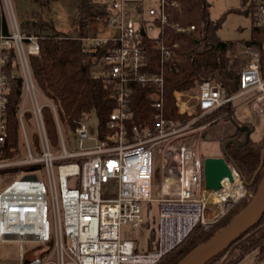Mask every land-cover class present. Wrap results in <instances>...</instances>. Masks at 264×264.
<instances>
[{"label": "built area", "instance_id": "1", "mask_svg": "<svg viewBox=\"0 0 264 264\" xmlns=\"http://www.w3.org/2000/svg\"><path fill=\"white\" fill-rule=\"evenodd\" d=\"M143 1L92 0L89 7L78 8L77 31L62 34L77 39L102 63V75L111 83L116 102L104 131L98 128L95 136L89 134L85 119L76 122L72 130L78 147L74 148L64 139L53 103L32 77L28 57L38 54L40 36L23 32L11 0H0V154L8 136L9 91L16 77L21 78L16 108L20 145L16 156L0 158V243L16 244V264H156L195 225L210 227L249 194L243 184L239 193L224 197L222 206L211 197L213 190L203 185L198 135L232 113L231 103L239 96L247 95L243 102L248 114L264 116V40L261 47L240 45L237 91L227 92L213 77L202 78L195 93L172 92L174 107L166 116L163 67L178 48L169 30L184 33L195 26L173 18L174 12L183 11L180 0H151L145 9ZM251 1L248 11L255 25L264 29V0ZM94 22L113 26L115 34L97 35ZM145 39L157 48L156 70L150 69ZM134 85L151 88L153 130L132 122ZM179 102L181 110L176 113ZM44 107L53 114L57 146L50 143ZM27 124L37 139L34 148ZM153 152L159 155V186L154 192ZM228 165L240 178L232 163ZM12 174L17 176L7 179ZM225 178L215 192L224 191ZM154 201L158 204L155 239L152 248L140 251L133 240L122 238L121 226H143L141 202ZM26 243L30 246L24 252ZM0 264L7 263L0 259ZM255 264H264V259Z\"/></svg>", "mask_w": 264, "mask_h": 264}, {"label": "trees", "instance_id": "2", "mask_svg": "<svg viewBox=\"0 0 264 264\" xmlns=\"http://www.w3.org/2000/svg\"><path fill=\"white\" fill-rule=\"evenodd\" d=\"M34 1L41 7H47L51 0ZM76 1L78 8H87L92 5V0ZM245 1L243 0V2ZM249 1L248 10L252 9V1ZM180 3L183 11L174 12L173 18L184 24H194L195 28L184 33L169 30L170 38L178 42V48L174 58L166 62L163 67V109L166 116L171 115L174 107L172 92L174 90L184 92L194 90L202 78L213 77L226 88L227 92L237 91L241 61L227 56V53L242 44L261 47L264 40V29L258 26L251 29L250 38L247 40H223L216 33L220 21H213L209 18L205 0H180ZM32 22L37 31L35 33L40 38L38 54H32L28 57L30 70L38 89L53 103L59 124L64 123L73 129L77 121L86 119L91 112H94L97 117L98 128L104 131L109 113L115 108L116 102L113 87L108 79L103 75L94 76L90 72L91 67L97 63L94 54L82 48L77 39L62 36V33L54 29L51 20L42 21L41 18H35ZM143 48L150 69L159 68V55L155 43L145 39ZM261 68L264 76V52L261 55ZM150 91V87L134 85L130 105L132 122L142 128L153 130L155 108L149 99ZM20 92L21 78L17 76L9 91L7 103L8 136L4 142L0 158L16 156L20 145L16 115ZM175 112L179 113L177 108ZM43 118L49 140L55 146L58 141L57 130L49 107L43 108ZM241 122L250 132L253 131L254 126L250 121ZM244 133L245 131L238 129L233 136L240 139ZM263 147L264 133L257 140L248 137L242 144L229 142L226 145L227 155L233 160L240 174L247 181L250 180L256 168L260 150ZM263 172L264 160L252 182L247 185L249 194L254 192L257 181ZM249 194L225 215L221 225L246 203ZM149 223L150 221L147 219L143 226L149 227ZM210 234L211 232L205 231L201 225H195L188 235L170 252L161 257L156 264H174L183 254ZM154 239L155 228L153 227L150 230L148 249L152 248ZM252 251L256 252L255 262L252 264L264 259V213L252 227L242 233L225 250L204 264H237Z\"/></svg>", "mask_w": 264, "mask_h": 264}, {"label": "rangeland", "instance_id": "3", "mask_svg": "<svg viewBox=\"0 0 264 264\" xmlns=\"http://www.w3.org/2000/svg\"><path fill=\"white\" fill-rule=\"evenodd\" d=\"M94 1L101 2L103 0ZM205 1L208 6L209 18L213 21H220V26L217 28L216 33L221 39L241 41L250 38L251 29L256 25L252 14L248 11V3L250 2L249 0H246L245 2H243V0ZM143 2L144 9L148 7V5H151V0H146ZM11 4L15 13L16 20L19 24L20 29L23 30V32H37L32 22V20H34L35 18H41L42 21L51 20L54 29L64 35L71 36L78 29L77 26L79 23V18L76 0H51L49 1V5L47 7L39 6V4L34 0H11ZM94 24V26H96V34L99 36H110L115 34L116 32L113 26H107L102 22H94ZM239 47L240 46H236L233 50L229 51L227 53V56L237 58L242 61L243 57L237 54ZM90 72L94 76L102 75V63H95L91 67ZM186 92L195 93L197 92V87L194 90ZM246 97L247 95H243L233 99L231 103L232 113L230 112L228 113V115L222 116L220 119L204 127L200 131L198 137L199 150L202 157L223 155L221 144L224 140H227L228 138H232L237 142L243 141L244 135L240 139L235 138L233 136V134L236 133L238 129L244 131V125H242L241 121H250L253 124L254 129L252 132H249L250 139L257 140L264 133V116H253L247 113V104L243 102ZM241 113H244L245 117H241ZM206 119L208 118H202V120ZM85 121L89 128V134L91 136H95L97 134L98 129V122L95 113L91 112L85 119ZM60 127L68 146L72 145L74 148H77L78 141L73 130L64 123H60ZM26 128L28 132L29 143L34 148L37 139L33 134V128L29 124L26 125ZM90 143L91 142H86L85 145H89ZM54 151L58 150L56 149ZM153 171L155 176V178H153L154 192L159 186V155L156 152H153ZM16 176V174H12L7 179L15 178ZM157 212V202H141V213L145 220L148 219L150 221L149 227L140 226L137 229H133L130 224H123L121 226L122 238L133 240L136 245V248L140 251L148 249L150 241V230L153 227L155 228ZM224 217L220 218L218 221H216L214 224L204 230L211 233L214 232L217 228L221 226V223L224 221ZM48 218L51 220L50 213L48 214ZM29 246L30 245L28 243L24 244V252H26ZM17 251V246L13 242L7 241L4 243H0V259L4 260L7 264H16ZM255 254V251L250 252L237 264H252L253 262H255Z\"/></svg>", "mask_w": 264, "mask_h": 264}, {"label": "water", "instance_id": "4", "mask_svg": "<svg viewBox=\"0 0 264 264\" xmlns=\"http://www.w3.org/2000/svg\"><path fill=\"white\" fill-rule=\"evenodd\" d=\"M245 131L242 142H237L232 138L224 140L221 144L223 155L221 156H204L203 157V185L205 188L217 190L222 185V179L232 182L233 175L228 165V161L232 163L244 185H249L259 169L262 167L264 160V147L260 150L259 161L250 178L246 180L241 174L233 160L226 153V144L235 142L242 144L249 137V129L243 128ZM264 213V172L260 177L256 188L251 193L246 203L234 213L223 225L212 232L206 239L199 242L183 254L174 264H204L220 252L225 250L234 240L242 233L252 227Z\"/></svg>", "mask_w": 264, "mask_h": 264}, {"label": "bare ground", "instance_id": "5", "mask_svg": "<svg viewBox=\"0 0 264 264\" xmlns=\"http://www.w3.org/2000/svg\"><path fill=\"white\" fill-rule=\"evenodd\" d=\"M177 109L180 112L181 102H179ZM223 185L225 186L223 192H215L213 190V193H211V197H213L214 200H217L220 206H222V201L225 199L224 197L226 195L234 196L236 193H239V189L243 186V183L241 182L240 178L233 174V182H230L228 179L225 178L223 180Z\"/></svg>", "mask_w": 264, "mask_h": 264}, {"label": "flooded vegetation", "instance_id": "6", "mask_svg": "<svg viewBox=\"0 0 264 264\" xmlns=\"http://www.w3.org/2000/svg\"><path fill=\"white\" fill-rule=\"evenodd\" d=\"M223 153V152H222Z\"/></svg>", "mask_w": 264, "mask_h": 264}]
</instances>
